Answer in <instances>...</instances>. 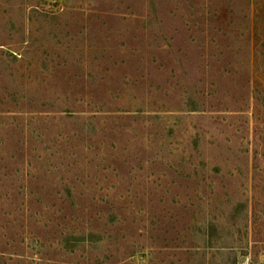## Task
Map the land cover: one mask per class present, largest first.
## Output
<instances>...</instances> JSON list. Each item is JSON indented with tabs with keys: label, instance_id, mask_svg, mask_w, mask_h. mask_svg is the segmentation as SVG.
<instances>
[{
	"label": "rangeland",
	"instance_id": "obj_1",
	"mask_svg": "<svg viewBox=\"0 0 264 264\" xmlns=\"http://www.w3.org/2000/svg\"><path fill=\"white\" fill-rule=\"evenodd\" d=\"M0 264H264V0H0Z\"/></svg>",
	"mask_w": 264,
	"mask_h": 264
}]
</instances>
